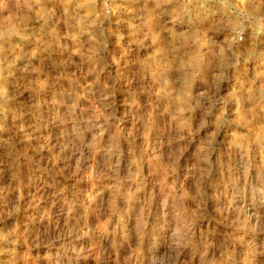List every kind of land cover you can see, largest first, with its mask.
Instances as JSON below:
<instances>
[{"label": "rangeland", "instance_id": "obj_1", "mask_svg": "<svg viewBox=\"0 0 264 264\" xmlns=\"http://www.w3.org/2000/svg\"><path fill=\"white\" fill-rule=\"evenodd\" d=\"M38 1L47 91L77 93L26 102L14 126L0 116V255L70 260L78 224L94 226L101 212L117 214L124 233L109 251L83 248L85 264H264V18H254L264 0ZM31 172L63 190L60 253L57 236L29 220L57 201L32 190L18 202L17 177ZM130 228L163 255L142 261Z\"/></svg>", "mask_w": 264, "mask_h": 264}, {"label": "bare ground", "instance_id": "obj_2", "mask_svg": "<svg viewBox=\"0 0 264 264\" xmlns=\"http://www.w3.org/2000/svg\"><path fill=\"white\" fill-rule=\"evenodd\" d=\"M22 1H23V6H24V11L18 10L17 12H13L11 8L14 7V4H16L15 5L16 7H19L20 0H0V107H1L0 109H3V110H0V116L3 118V120L5 119V121H7L9 124H12V126H14L13 125L14 117L11 118L10 116L14 115V110H18V109L24 110L23 107L26 105L25 104L26 102H30L32 104V102L34 101L39 102L45 96L51 98L52 93L53 94L58 93L60 95L61 100L63 101L65 98L67 97L70 98L72 94L77 93L76 92L77 89L75 88L72 89L70 87H69V90L67 91L68 93H66V91L64 90L60 91L59 86H57V89H55V91L52 93H51L52 91L51 89L47 91L48 89H47L45 81H47L49 76L52 75L51 69L53 67L49 66L50 64L49 65L47 64L46 44L42 40L38 39L40 32H42L43 29H45L46 27V21L42 17L44 6H42V4H40L38 0H32L33 4L31 3L32 2L31 0H22ZM143 1H147V0H141V3ZM254 18L256 19L264 18V12L257 10L254 13ZM32 46H37L39 48L36 52L29 54L28 50H30ZM13 105H16V106L13 107ZM4 110H6V112H4V114L3 113L1 114V111L3 112ZM62 114H63V110L62 108L59 107L55 109L54 111H52L50 115L53 117V119L55 120L57 119V121H59ZM1 117H0V125L3 121ZM36 131H37L36 128H33L31 130L29 129L26 131H22L21 133L20 132L18 133V135L21 134L18 137L28 138L32 135H35L37 133ZM53 140L57 142L58 136L57 135L53 136ZM41 148L43 149V146ZM40 153L41 155H43L44 151L40 149ZM52 166L53 165H50L49 167L53 169L54 167ZM0 168H1L0 174L5 172L3 169L4 167L0 166ZM160 172H161V175L165 174L164 170H161ZM30 175H33V172H31ZM30 175L23 173L19 177H17V182H16L17 192L16 191L15 192L18 194V197H17L18 202L19 204H24L25 196L28 194H31L33 191H34L33 193L36 195L41 193L43 195H47L48 197H52L54 201H57V203H54L51 206L49 203H45L44 213L38 216L37 218L32 217L29 220L32 223L35 222V224H32L34 225L33 229L35 228L39 231L42 230V232L47 233L48 236H51L54 239H56V236H57L58 240H56V243L54 244V246L56 245L57 252L60 253L61 248H63L66 242L64 239L60 240L61 236H60V229H59V223H60L59 207L61 205L60 203H62L61 199L63 198V190L62 188L59 187L60 186L59 183L57 184L56 180L54 181V178H53L54 175H48L47 173L43 174L42 172L35 173L33 176H30ZM232 201L235 203V206H238L240 204L237 199L232 200ZM256 207H254L253 209L255 213H256V209H255ZM259 213L260 212H258L257 214ZM94 216H95L94 223H93L94 226L81 225V223L78 224V232L80 233V235L77 238L81 244V250L78 249L80 251L78 254L75 255L74 258L69 260V259H64L63 257H61L54 262V259L52 257H45L31 264H85L87 257H85L83 248H85L87 245L89 246L93 241L98 242L100 247H103L105 251L106 250L109 251L111 248L112 240L114 239V238L112 239V237H114L113 235L124 233L123 232L124 230H122L123 229L122 226L121 225L117 226V223H115V220L116 218H118V215L116 214V216H113V217L111 216L112 221H110L109 219H106L105 214L101 212L95 213ZM255 217H257V215ZM24 218H25L24 216L23 217H21L20 215L18 216L17 221H16V226L18 227V229L19 227L21 228ZM151 238L148 237L147 239L144 236L140 235L138 232L134 231V229L130 228L126 240L129 245H131L132 247H135V249L133 248V250H137L138 252L137 254L141 256L142 261L143 260L146 261V260H149L150 258L152 259L153 257L155 258L159 254L163 255L162 248L164 247H162L161 244L157 245L156 244L157 241L155 240L153 241V243H151L150 242ZM114 243L112 244L114 245ZM115 245H118V244H115ZM122 249L123 248H121L120 250L122 251ZM111 253L113 255V251ZM113 258H116V255L112 257L109 256V260H112ZM12 259H13V253L6 251L2 255H0V264H23V262L18 263L14 259L13 260ZM161 259L163 258L161 257ZM159 260L160 259L158 258L157 262H159ZM148 264H151V263H148Z\"/></svg>", "mask_w": 264, "mask_h": 264}]
</instances>
